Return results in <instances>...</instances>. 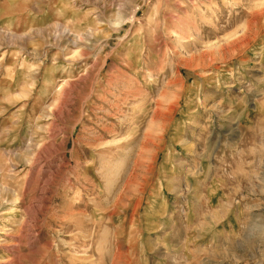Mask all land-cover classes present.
<instances>
[{
	"label": "rangeland",
	"instance_id": "1",
	"mask_svg": "<svg viewBox=\"0 0 264 264\" xmlns=\"http://www.w3.org/2000/svg\"><path fill=\"white\" fill-rule=\"evenodd\" d=\"M0 264H264V0H0Z\"/></svg>",
	"mask_w": 264,
	"mask_h": 264
}]
</instances>
